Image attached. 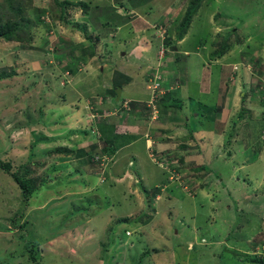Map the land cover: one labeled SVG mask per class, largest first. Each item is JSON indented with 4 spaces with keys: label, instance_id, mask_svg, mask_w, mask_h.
<instances>
[{
    "label": "rangeland",
    "instance_id": "1",
    "mask_svg": "<svg viewBox=\"0 0 264 264\" xmlns=\"http://www.w3.org/2000/svg\"><path fill=\"white\" fill-rule=\"evenodd\" d=\"M68 1L87 3L89 17L83 18L84 10L78 6V11L72 9V17H67L66 23H63L64 20L57 22V19L44 18L50 26L47 29L37 14L46 5L56 6V3L45 0H0L2 21L13 17L23 22L25 9L32 6L31 3L35 7L30 30L27 29L32 34V39L22 44L0 37V72L5 74L3 76L0 73V160L9 161L11 170L33 187L32 192L24 197L13 176L0 168V264H34L32 253L41 264H253L247 261V256L259 255L264 258V237H261L264 236V192L260 193L264 187H259L264 184V180H258L264 173V162L258 160L250 163L245 160L246 145L256 147L259 142H247L251 137L246 139L243 136L249 126L253 127L250 119L259 118L261 115L258 110L264 106V86L258 84L259 80L264 81V0H201L187 29L189 39L185 46L187 51L183 53L190 54L188 74L186 72L185 77L183 73L174 74L179 83L173 89V99L176 104H180L184 115L179 110L176 112L173 107H164L162 111H172L173 115H168V119H172L169 121L170 126L179 123L182 128H186L187 135L178 129L167 132L170 129L163 125L155 127L163 133L164 139L171 140L166 136H172L176 141L173 142L174 151H184L178 157L174 151L160 153L154 147V151H150L151 159L155 162L152 163L142 140L129 148L141 154L142 168L154 174V177L148 178L152 183L147 178L141 181L143 174L134 173L136 169H140L136 156L130 158L134 161L131 166L128 165L127 157L123 161L130 175L118 176L120 174L115 170L109 180L101 183V177L96 179L93 174H89L90 168L95 167L94 164L87 163L89 161L84 157L74 158V152L65 154L58 149H76L85 143L88 149L96 144V150L92 151L94 159L100 160V157L106 156L104 170L109 172L112 154L107 153V146L113 144L115 150L118 143H122L128 136L120 130L110 132L109 139L114 137L115 140L108 144L97 137L100 135L95 121L98 118L88 110L93 100L98 102L100 97L93 95L95 98L84 101L85 97L81 94L84 91L89 93L90 90V93L98 92L108 99L105 84L112 80V72L116 68L132 78L131 84L123 91L120 100L116 101L113 97L110 105L103 104L102 108H118L123 99H129L131 107L148 109L145 103L138 101L140 99H133L149 98L151 92L146 88L144 75L154 76L157 70L155 67H169L172 60L175 62L176 57L180 56V49L184 50L182 44L179 46L181 40L174 41V47L167 46L173 52L168 54L165 51L164 60L160 59L158 49L163 35L157 28H161L160 31L163 32L165 29L171 40L176 39L181 31L179 23L190 0ZM120 1L125 3L126 9L121 8L118 4ZM59 2L62 3L61 0ZM66 6L73 8V4ZM117 9L118 15L110 21L115 23V31L108 36L100 35L99 33L105 34V29H100L101 32L99 30V16L103 15L101 20H104L106 15L114 16L112 10ZM49 11L56 13L53 8H49ZM123 12L126 17L121 19L119 17ZM55 16L56 14L53 17ZM123 21H127L123 29H117V23ZM110 23L105 26L110 27ZM96 24L98 28L94 30ZM132 25L134 29L141 27L143 32L149 30V35L153 34L150 35L152 44L145 48L141 45V53L134 45V32L125 28ZM121 29L122 38H118L116 33ZM225 30L230 33L228 38H234L237 45H231L218 62L213 60L210 64H203L205 55L204 60L198 62L195 58V51L198 49H194L197 41L200 39L204 42L201 53L213 54L216 50L219 53L222 50V43L219 45V41L222 38L226 40L228 33ZM145 37L142 35L138 42L143 44ZM91 46L95 49V55L89 54ZM75 56L81 57L77 64L73 61ZM249 58L258 59L260 67L257 72L245 64ZM103 62H107L109 66L105 71L107 77L105 74L98 77L101 73L99 65ZM220 62L232 66V85L228 84L232 103L230 106V98L225 100L229 110L222 114L215 107L214 110L211 108L218 102L219 95L216 94L226 86L221 78L225 79L227 72L220 66ZM177 64L178 62L175 65ZM73 67L72 72L69 68ZM92 70L97 74L93 75ZM206 70L210 82L201 84L200 76L197 77L196 85L199 86L194 87V90L199 87L194 91L197 98L189 97V89L185 84L194 81L197 73ZM81 79L85 81L79 88ZM89 81L91 82L88 83ZM193 84L195 85V81ZM90 85H97V89L94 86L90 89ZM171 91L163 95V100H167ZM200 91L207 94H201ZM78 96H81L83 102ZM41 107L44 111H41ZM74 107H80L82 112L76 110L79 114H72ZM159 107L161 106L157 105L158 113ZM243 107L247 110L240 115ZM50 111L55 115L51 114L47 118ZM196 113L198 116H195ZM120 114L124 115L123 110ZM174 114H178L179 119L176 120L177 116ZM220 115L222 122L218 123ZM39 118L51 121L48 128L41 130L33 127L41 125V122L34 123L35 120L40 121ZM157 118L151 119V122L157 124ZM163 118L166 119L165 122L168 121L167 116ZM52 121H58L56 124H61L63 128L56 131L58 128H55ZM69 122L72 123L67 124ZM72 126L77 127L76 136L69 131ZM117 126H122V123ZM192 127L194 128L189 130ZM204 128H207L206 134L197 132ZM262 134L264 136V131ZM85 135L88 137L87 142L82 140L87 138ZM99 140L102 142H97ZM236 140H241L237 147L243 151L235 156L233 163L213 161L209 166L211 173L215 175L211 174L212 177L219 180L218 186L224 184L227 190L226 194H221V189H218L219 199L223 201L220 202L221 207L217 209L216 202H206L198 192L195 197H190L189 195L194 194L191 190L214 181L210 177L206 182L208 171L200 172L201 164L191 161L192 156L202 149L208 152V148L209 152L214 153L212 144L216 148L217 144L225 142L223 147L221 145L217 148L216 152L220 154L234 145ZM207 142L210 147L205 146ZM226 142H231V145ZM127 150L121 149L117 158L126 155ZM186 154L189 155L188 161L184 159ZM199 161L198 163H202L201 159ZM172 162L178 173L183 174V183L188 184L189 190L183 188V183L179 184V188L174 186L176 181L168 182V170L162 168L161 163L168 164L169 169ZM240 164L244 165L240 168ZM246 175L250 178L249 181L243 180L242 177ZM158 178L164 181L161 188L167 184L172 187L169 191L171 199L162 200L156 206V202L162 199V194L158 191L160 198L155 196L154 202L152 198L144 208L143 205L139 206L142 190L132 192V186L140 189L144 184L147 189L154 190L156 188L153 186ZM142 197L146 198L145 195ZM215 197L216 195L212 199ZM237 225L243 227H238L241 232L235 228ZM227 234L229 240L217 241ZM246 238L250 241L246 242Z\"/></svg>",
    "mask_w": 264,
    "mask_h": 264
},
{
    "label": "crops",
    "instance_id": "2",
    "mask_svg": "<svg viewBox=\"0 0 264 264\" xmlns=\"http://www.w3.org/2000/svg\"><path fill=\"white\" fill-rule=\"evenodd\" d=\"M49 1L50 0H45V2H48L49 3ZM118 4L121 6V8L122 9H126V7H125V3L124 2H122V1H120V2H118ZM47 7H49V8H51V5L49 4V5H46ZM72 9H74V10H76V11H78L76 8H69V7H66V11H65V16H67V17H69V18H71L72 16H71V14H72V12L74 11V10H72ZM114 10V9H113ZM112 10V12H113V14H114V16H111V17H109V16H107L106 15V17L104 18V20H101V18H103L102 16L103 15H100L99 17H100V21H99V24L101 25V27L99 28V30L100 29H105V31L103 32V33H105V34H101V33H99L100 35H102V36H108V34L109 33H112V32H114L115 30H114V26H115V23L114 22H112V23H110V21H111V18H114L115 16H117L118 14L116 13V11H118L119 9H117V10H115V11H113ZM59 11H60V9H59ZM125 11V10H124ZM125 12H127V11H125ZM57 14H59V13H57ZM88 12H82V17L83 18H85V17H89L88 16ZM124 14V15H123ZM77 17V16H76ZM126 17V13H121V15H120V17L119 18H121V19H124ZM66 19H68V18H66ZM57 22H59V19H57ZM110 23V27H106L105 25L106 24H109ZM127 23V21H123L122 23L121 22H119V23H117L118 25L116 26V28L117 29H120V28H122L123 29V25H125ZM96 26H97V24H96ZM97 28H98V26L96 27V29H94V30H97ZM126 28V30H129V31H133L134 32V39L136 40L135 41V46L136 47H138L139 48V50H140V52L139 53H141V51L143 50L142 49V46L141 45H144V48L145 47H149L151 44H152V42H151V40L152 39H150V35H153V34H150L149 35V33H150V31L149 30H146L145 32H143V29L141 28V27H139L138 29L136 28V29H134V27H133V25L131 26V27H125ZM128 28V29H127ZM122 29L119 31V32H117L116 33V36L118 37V38H122L121 36H122ZM100 32H101V30H100ZM140 33V34H139ZM137 34H139V36H137ZM188 34H189V32H186L185 33V35L180 39L181 40V42L179 43V46H181V44H182V47L184 48V50H182V49H180V52H181V54H180V56H177L176 57V60L178 61V64L177 65H175L176 64V60H175V62H173V60H172V63H171V65L169 66V67H167V73L168 72H171V74H177V75H179V73H183L184 74V77H185V75H186V72H187V65H189L188 64V61L189 60H191L190 58H188V56L190 55V54H185V53H183V52H186L187 50L185 49L186 47V42H187V40L189 39V36H188ZM142 35H145L146 37H145V41H144V43L143 44H141V43H139L138 42V40H141L140 39V37L142 36ZM187 35V36H186ZM115 36V37H116ZM157 39V38H156ZM122 39H120L119 40V43H120V41H121ZM158 40H159V42H160V38H158ZM179 40V41H180ZM182 40H184L185 42L184 43H182ZM198 42V41H197ZM147 44H149V45H147ZM205 45V44H204ZM201 45H198V43H196L195 45H194V49L195 50H197V51H195L196 53H195V58H196V60L198 61V62H202L204 59H203V56L205 55V57H206V59H205V61H203V64H206V63H208V64H210V62H211V60H210V62H209V57H210V53L209 54H206V52L205 53H201L200 52V49H201ZM125 54V52H123L122 53V55H124ZM223 57V56H222ZM221 57V58H222ZM221 58H218V59H215V60H217V62L221 59ZM195 61V60H194ZM213 61V60H212ZM156 63H154V65H155ZM172 64H174V66H172ZM222 65H225L223 62H220V66L222 67ZM226 65H229L228 63H226ZM99 67H100V72L101 73H99L98 74V77H101L102 75H106V77H107V74H106V72H107V69L109 68V66H107V62H103V63H101L100 65H99ZM99 67H98V69H99ZM96 70V69H95ZM95 70H92L91 72L93 73V71H95ZM114 70H119V71H121L120 69H114ZM113 70V71H114ZM106 71V72H105ZM222 71V70H221ZM123 72V71H122ZM140 72H141V74L142 75H144V73L140 70ZM179 72V73H178ZM96 73V72H95ZM95 73H93V75L95 74ZM97 74V73H96ZM123 74H125V72H123ZM187 74H188V72H187ZM222 74V73H221ZM112 75H113V72H112ZM126 76H127V74H125ZM227 75H228V73H227ZM200 76V78H199V80L200 81H202L201 82V84L202 83H205V82H210L209 81V79H210V76H209V73H208V70H206L205 72H199V73H197V75L195 76V78H194V81H195V85L193 84V82L194 81H192V82H188V83H186L185 84V87H187L188 89H189V97H196L197 98V96H196V94H195V92L194 91H197L198 89H199V87H196L195 88V90H194V87L195 86H199V85H196L197 84V77H199ZM136 77V76H135ZM148 76H145L144 75V77L143 78H145V79H143L144 80V83L146 84V78H147ZM148 79V78H147ZM220 80V78H217V80ZM226 79H228V78H226L225 77V79H222L221 78V81H223L224 82V84H226V86L224 85V90L223 91H220V92H218L216 95H219L218 96V102H216L215 103V106H211V108H213V110H214V107H215V110H218V109H216V107L217 106H221V110H220V112H221V114H222V112L223 111H227V110H229V108H228V106H227V104L225 103V100L227 99V98H230V91H228V89H229V87H230V85H232L231 83H230V81L228 82V81H226ZM229 79H230V77H229ZM130 80V81H129ZM129 82L128 83H123L121 86H120V88H121V95H122V93H123V91L125 90V89H127V86H129L131 83V80H132V78L131 77H129ZM84 81L85 80H80V83L78 84L79 85V88L82 86V83L84 84ZM91 81H89L88 83H90ZM112 80H110L107 84H105V88L104 89H109V88H111V86H112ZM135 83V82H134ZM200 84V85H201ZM228 84H230V85H228ZM92 86H94L96 89H97V85H90V89H91V87ZM181 88V86L179 87V89ZM103 89V90H104ZM179 89H178V91H179ZM174 92V91H173ZM201 92V94L203 93V94H207V92H202V91H200ZM99 94L100 93H98V92H96V93H90V90H89V93H87V92H83V94H81V96L83 95L84 97H85V99H83L84 101L85 100H87L88 101V99L89 98H91L93 95H95V96H99ZM102 94V93H101ZM105 94H107V91H106V93ZM108 96V101L107 100H105L104 101V105H110V103H111V101H112V99H109V98H111L112 96H109V94H107ZM80 96V97H81ZM174 95H173V93H171L170 94V96H167V100H165V101H167V102H170L171 100H174L173 97ZM175 96H177L176 94H175ZM79 97V96H78ZM80 97L78 98V99H80ZM146 97V96H145ZM248 97H249V99H248V101L250 102L251 101V98H250V95L248 94ZM92 98H95V97H92ZM133 99H140V101L141 100H143V98H140V97H136V98H133ZM193 99H195V98H193ZM81 100V99H80ZM145 100H147V99H145ZM252 100H253V98H252ZM82 101V100H81ZM94 102H92L93 103V106H94V109L93 110H95L96 108H95V103H96V100H93ZM83 102V101H82ZM166 102V103H167ZM199 102V101H198ZM199 103H201V102H199ZM221 103H223V106L221 105ZM231 103H232V100H231V98H230V106H231ZM75 104V101H73L72 102V105H74ZM102 104V105H103ZM203 104V103H202ZM160 106H161V104H160ZM259 106H261L260 104H259ZM102 107V106H101ZM169 108H171V107H169ZM224 108V109H223ZM243 108H245V107H243ZM242 108V109H243ZM84 109V108H83ZM85 109H87V108H85ZM114 109V107L113 108H107L106 110H107V113H109L108 115H107V118L106 117H104L103 115H100V114H95L94 112L95 111H92V110H90V108H89V110L88 111H90V114H93V115H95V117H97L98 119H96L95 121H99L98 123H97V126H99V127H102L101 125H99V123H101L102 125H104L103 127L104 128H106V132L107 133H109L110 135H111V131H112V129H113V127L115 128V126L116 125H119L120 123H122V126H124V127H127L128 129H126L125 131L127 132L126 133V136H128V138H126L125 140H123L122 141V143H118V145H117V148L114 150V147H113V145L112 144H110V145H108V151H107V153H109V154H112L111 155V164H110V169H109V176H108V179H110L111 178V175H113L112 174V172H114L115 173V170H118V174H120V175H118V176H123L124 174H126V175H130V171H128V167H126L124 164H123V161H124V159L127 157V159H128V165L129 166H131V163L132 162H134L133 160H130V158L132 157V156H136L137 157V161L139 160V162H138V166L140 167V169L138 170V169H136L135 171H134V173H136L137 175H140V174H143V179H141V181H143L144 180V178L146 179L147 178V180H148V178L150 179V177L152 178V177H154V174H152V173H149V172H146L143 168H142V165H141V163L140 162H142L141 161V154L139 153V152H136V151H133V150H130L129 148L132 146V145H134L138 140H142L144 143H143V145H144V148H145V150H146V153H147V155H148V157H150V160H151V162L152 163H155V162H153V160L151 159V156H150V151L152 150V151H154L153 150V148L154 147H156V149H157V151H160V153H162V152H168V153H170V152H172V151H174L173 149H175V143H173V142H176L175 140H173L172 139V136H166L167 138H171V140H168V139H164L163 137L164 136H162V132L160 133V131H157L158 129L157 128H155L156 126H158V125H163V127L165 126L166 127V129H170V130H168L167 132H171L172 130H180V132L181 133H185L184 135H187L186 134V132H185V130H186V128H182L181 127V125H179V123L178 124H176V125H174L173 127H171L170 126V122L169 121H172V119L171 118H169L168 119V115H173L172 113V111H168L167 113L166 112H163L162 113V111L164 110V108L163 109H161V107H159V113H158V118H157V121H156V123L157 124H153L152 122H151V119H150V117H149V111H148V109H141V108H138V106H136V107H130V109H127V110H124L123 109V112H124V115H121L120 114V111L118 112V113H111V111ZM81 111L82 112V109L80 108V107H78V108H76V107H74L73 108V110H72V114H74V115H76V114H79V112H75V111ZM245 110H247V108H245ZM245 110L243 111V112H245ZM81 112H80V114H81ZM86 112V111H85ZM175 112V111H174ZM176 112H178V111H176ZM175 112V113H176ZM258 112L260 113V117L259 118H256V119H250V122L253 124V127H251V126H249L248 127V129H247V131L243 134V136H244V138H246V139H249V137H251L247 142H259L258 143V145L255 147L254 145H250V144H247L246 145V147H245V149H244V154H245V160L247 161V162H255V161H260L261 163H263L264 162V138L262 139V137H264L263 135H262V137H259V135H257V131L261 128V126H263V123H262V120H264V106H261V109H260V111L258 110ZM87 113V112H86ZM180 113H182L183 114V110L182 111H180ZM51 114H54V112L53 111H50V113L49 114H47V118L48 117H50L51 116ZM163 114V115H162ZM215 114H217L216 112H215ZM55 115V114H54ZM100 115V116H99ZM175 116H177V118H176V120L177 119H179V115L178 114H174ZM184 115V114H183ZM61 116H62V112H61ZM123 116H125V119H123ZM164 116H167V119H168V121L167 122H165L166 121V119H164L163 117ZM195 116H198V113H196V115ZM183 118H184V116H183ZM221 118H222V116L220 115V119H218V123H220V122H222V121H220L221 120ZM250 118H254V117H250ZM186 119V121H188V117H186L185 118ZM44 120H46V118L45 119H43V121ZM216 120H217V118H216ZM72 121V120H71ZM142 121V122H141ZM58 121H56V123H57ZM160 122V123H159ZM70 123H72V122H69V123H67V124H70ZM96 124V123H95ZM49 125V124H48ZM79 126H80V124H79ZM33 127H36L37 129H39V128H41V130L43 129V128H45V127H47L48 128V126H43V125H39L38 124V126H33ZM50 127V126H49ZM51 128V127H50ZM55 128H58L56 131H60V128H62V126L61 125H59V124H55ZM75 128H77V127H75V126H72V127H69V131H72V133H73V136H76L77 134H78V131L77 130H75ZM194 127H192V128H189V130H191V129H193ZM263 128V127H262ZM71 129H73V130H71ZM157 129V130H156ZM182 129V130H181ZM196 129H197V127H196ZM205 129H207V128H204V129H200V130H197V132L199 133V132H201V133H205L206 134V130ZM216 129V128H215ZM252 129H254V130H252ZM110 130V131H109ZM53 131V130H52ZM54 132V131H53ZM218 132H220V130H218ZM212 133H216L215 131H212ZM221 133V132H220ZM216 134H219V133H216ZM87 135V134H86ZM85 135V136H86ZM87 137V136H86ZM46 138H48V134H47V136H46ZM99 138H101L100 136H99ZM110 138V137H109ZM113 138V137H112ZM87 139H88V137L87 138H85V139H82L83 141H86L87 142ZM62 139H60V141H61ZM80 141H82L81 140V138L79 139ZM78 140V141H79ZM91 141H93V140H91ZM97 142H102L101 140H99V141H97ZM235 142V144L234 145H231V142H226V144H229V145H231V147L229 148V149H227L226 151H224V152H220V154H217L218 152H216L217 151V148H220V146L222 145V147L224 146V143L225 142H220L219 144H217L216 145V148L213 146V144H212V146H211V148L214 150V153L213 152H209V150H210V148H208V152L206 151V150H204V149H202V150H200V152H198V154H195V155H193L192 156V160L191 161H194V162H196L198 165L199 164H204V165H206V170L208 171H206L207 173H206V178H205V180H206V182H207V180H210L209 178L211 177L212 179H214V181H213V183H210V181L209 182H207V184L205 183L203 186H199V188H197L196 190H191V192L192 193H194V194H191V195H189L190 197H195L196 195V193L198 192V193H201L202 194V199L203 200H205L206 202L207 201H209L210 202V204H213V203H215L216 202V207H217V209H219L220 207H221V205H220V202H223V201H220V199H219V194H218V189L220 188L221 189V194H226V189H225V186H224V184L223 185H221V186H218V181L216 180V178L215 177H212V175L213 176H215L213 173H211V170H210V168H209V166H210V163L211 162H213V161H215V162H221V163H226V164H229V163H233V161H234V158H235V156L237 155V154H239V153H242V149L241 148H239V147H237L238 146V142H241V140H236V141H234ZM178 143V142H177ZM213 143V142H212ZM173 144V146L171 147L170 145H172ZM87 144L85 143L83 146H80V147H85ZM228 145V146H229ZM205 146H209V142H207V144L205 145ZM217 146H219V147H217ZM210 147V146H209ZM128 149L127 151H126V155H124V156H122L121 158H117V156L119 155V152H120V150L121 149ZM179 148V147H178ZM113 150V151H112ZM117 151V152H116ZM181 151H184V150H180V149H178V150H175L174 152H175V154L178 156V157H180V152ZM185 151H186V149H185ZM140 156V157H139ZM188 156L189 155H184V159H185V161H188L187 160V158H188ZM198 157H199V159H201V162L202 163H198V162H200L199 161V159H198ZM176 161V160H175ZM190 161V162H191ZM186 165V164H185ZM242 165H244V164H240L238 167H240L241 168V166ZM209 168V169H208ZM122 169H123V171H122ZM200 172H203L202 170L200 171ZM199 174V173H198ZM212 174V175H211ZM217 174V173H216ZM200 175V177H202V174L200 173L199 174ZM233 176V175H232ZM231 176V177H232ZM248 175H246V176H244V177H242L243 178V180H247V181H249V177H247ZM233 178V177H232ZM240 178H238V180H239ZM264 180V173H263V175L261 176V178L260 179H258V180ZM141 181H140V183H141ZM150 183H152L153 181H151V180H148ZM147 182V181H146ZM162 181H160V178H158L157 179V181H155V186H153V187H157V185H160L161 186V184H163L164 183V181L161 183ZM175 183V182H174ZM202 183V182H201ZM193 183H191V185H192ZM135 185H137L138 186V184H135ZM174 186H176V187H179V188H181L180 186H179V184H177L176 183V185H174ZM259 187H264V184H261ZM162 188H164L165 189V195H167V196H169V199H171V195H170V193H169V191L170 190H172V187H170V185L169 184H167V185H163V187ZM184 188V187H183ZM132 192H134L135 191V193H138V191L140 192L141 190H142V192L141 193H143V194H141V203L139 204V206H142L143 205V208H144V199H143V197H142V195L144 196L146 193H148L149 192V190L150 189H147L145 186H144V184L143 185H141V188L139 189V188H137V187H135V186H132ZM185 189V188H184ZM189 189V188H188ZM190 189H192L191 187H190ZM207 189H209V190H211V191H207ZM148 190V191H147ZM151 191V190H150ZM184 191V190H183ZM210 192V193H209ZM264 192V190H260V193H263ZM131 193V192H130ZM163 195H164V193L162 194V198H163ZM216 195V197H215V199H212L213 198V196H215ZM221 197H223V195H221ZM218 211V210H217ZM238 227H241V228H243L242 226H236L235 228L239 231V232H241L242 230L241 229H239ZM215 229V228H214ZM222 232H224V229H222L221 230ZM228 237V234L225 236V237H223L222 239H219V240H217V241H219V242H223V241H225V240H229V238H227ZM247 237H250V235L249 236H247ZM261 237H264V236H261ZM231 240V239H230ZM250 240H249V238H246V242H249ZM232 242V241H231Z\"/></svg>",
    "mask_w": 264,
    "mask_h": 264
},
{
    "label": "trees",
    "instance_id": "3",
    "mask_svg": "<svg viewBox=\"0 0 264 264\" xmlns=\"http://www.w3.org/2000/svg\"><path fill=\"white\" fill-rule=\"evenodd\" d=\"M50 2H53V3L57 4L56 6L54 4H50L51 8H53L56 11V13L50 12L49 11V7L46 6V8H43V9L41 8V11L37 14V17H39V20L41 19V22L44 24V26L47 29L50 26H49V24L47 22H45V19L43 20L41 18V16H43V18H45V17L49 18V19L51 18L52 20H54V19H59V21L60 20H64L63 23H66L65 20H66L67 16H65V11H66V7H68V6L65 7L66 4H73L74 8H77L78 6H80V8L83 9L85 13L87 12V5L88 4L83 2V1L72 2V1H68V0H61L62 3H60L59 0H50ZM200 2H201V0H190L188 2L187 7H186V9L184 11L183 17H182V19H181V21L179 23L181 31L178 32V35H177L176 39H174V40H171L170 39L171 37L169 36L170 34L168 32H166L167 36L163 40L164 45L174 47V45H175L174 41L180 40L185 35V33L187 32V29H188V27H189V25L191 23L192 18L194 17V15L197 12V9H198V7L200 5ZM31 5L32 6H29V8L25 9L26 16H25V19L23 20V22H19L13 17H11L10 19H7V21H2V17H0V37L1 38H3L6 41L15 40L17 42H21L22 44L23 43H27L30 39H32V34H30L29 26H30V21H31V19L33 17V14H34L33 10L35 9V7L33 6L34 5L33 3H31ZM59 9H60V11H59ZM57 13H59V14H57ZM55 14H56V16L53 17ZM27 29H29V30H27ZM225 32H228V31L225 30ZM22 33H25V34L22 35ZM229 35H230V33L228 32L227 35H226V40H223V38H222V40L219 41V45H220V43H222V45H221L222 50L219 53L216 52L217 50L215 52H213V54H211V52H210L211 55L209 57V62H210V60L212 61V60L221 58L223 55H225L228 52V50L230 49L231 45H233V44L237 45L236 44L237 42L233 41L234 38H232V37L228 38ZM197 43L202 45L204 42L199 39ZM238 44H240L239 41H238ZM89 49H90V53L89 54L90 55H95V49L93 48V46H91ZM80 58H79V56L78 57L75 56L74 59H73L74 63L77 64V62L79 61ZM177 62L178 61L176 60V63ZM257 62H258V59L249 58L248 60L245 61V64L249 65L251 68H253V71L255 70V72H257L259 67H260ZM94 63H96V61ZM74 68L75 67L69 68V69L73 72ZM222 68L225 69L226 72L228 73V75L226 77L228 79H226V81L229 82L230 81L229 77L232 76L231 73H230V71L232 70V66L225 64V65H222ZM0 73L3 76L5 75L4 73H2V71ZM2 75H0V76H2ZM127 80H129L128 76H126L125 74L121 73L118 70H114L113 76H112V82H111L112 86H111V88L106 89L107 94H109V96H115L116 95L115 89L117 87H120ZM258 84H260L261 86H264V81H260L259 80ZM259 86H257V87H259ZM107 94H106V96H108ZM103 100L105 101L106 98L103 97ZM103 100L101 99V102H96L95 103V108H96L95 110H93L94 109L93 103L90 104L89 108L92 111H95L94 112L95 114H97V115L101 114V115H103L104 117L107 118V115L109 113H107L106 109H103L101 107V105L104 102ZM175 101L171 100L170 102H167V101L161 99V101H160V103L158 105L160 106V104H161V109L164 108V107H173L175 109V111H177V110L182 111V109H181L182 107H180V104H176ZM216 109H218L220 111L221 110V106H217ZM244 110H245V108H243L240 111V115H241L242 111H244ZM41 111H44V109H42V107H41ZM39 119H40V121L35 120L34 123L41 122V125H43V126L46 125L47 126L51 122V121H47V120L43 121V120H41V118H39ZM58 121H60V120H58ZM52 123L56 124V121H52ZM262 123H263V126H261V128L257 131V135H259V137H262L263 134L261 135V132L264 131V120H262ZM99 125L102 126L101 123H99ZM62 128H63V126H62ZM126 129H128V128L124 127V126H117L116 125L115 128L113 127L111 132L120 130V131H123V133H124V132H126V131H124ZM99 132H100V135H97V137L100 136L101 140L103 142L104 141L107 142L106 144H108L110 141L114 142L113 141V140H115L114 137L109 139V137L111 135L106 132V128H104L103 126L102 127L97 126V133H99ZM263 138L264 137H262V139ZM96 147H97L96 144H92L91 146H89L88 149H86V146H85V147H77L76 149H71V148L68 149L66 147H60L58 150L61 153H65V154H69V153L71 154L72 152H74V154H75L74 158H78V159L79 158H83V157L86 158L89 161L87 163H92L95 166L93 169L90 168L89 174H93L96 177V179L101 177L102 178L101 183H104L105 181L109 180L108 179L109 172L106 169L104 170L105 165H104V163L101 164V159L100 160L98 158L94 159V155H93L92 151L96 150ZM113 147H114V145H113ZM102 151H103V149H102ZM0 168L3 169V171H5L6 173H9V174H11L13 176L14 180L18 183L19 187L21 188V191H22V194H23L24 197L28 196V194L32 192V190H33L32 189L33 188L32 185L27 180L22 179L20 176L16 175V173L11 170V166L9 164V161L5 162L3 160H0ZM205 168H206V165L202 164L201 165V170L205 171L206 170ZM169 169L177 171V167L175 166L174 162H172L171 167ZM169 171L167 173V179H168V177L170 175ZM181 175H183V174H181ZM154 188H156V189L151 190L150 192L145 194L146 198H144V206H145V204L148 203L149 199L154 198L153 199V202H154L155 201V196L159 197L158 191H160L161 194L164 193V195H163L162 199H159V201L156 202L157 203L156 206H158L160 201H162V200L163 201L169 200V196L165 195V189L164 188H161V186L154 187ZM150 207H152V206H150ZM153 207H154V204H153ZM31 259L34 261V264H41L39 260H35V255L33 253L31 254ZM246 259H247V261H249V263L264 264L263 256H259V255H254V256H250V257L247 256Z\"/></svg>",
    "mask_w": 264,
    "mask_h": 264
},
{
    "label": "built area",
    "instance_id": "4",
    "mask_svg": "<svg viewBox=\"0 0 264 264\" xmlns=\"http://www.w3.org/2000/svg\"><path fill=\"white\" fill-rule=\"evenodd\" d=\"M163 31H161L162 33ZM159 58L161 59L164 53V48L161 47L160 51H159ZM178 80L173 76V75H168L166 72L160 71V70H156L154 76H152L149 79L148 82V89H150V98L148 101V106L150 107V119H156L158 117V109H157V105L156 102L159 98H161V96L163 94H165L167 91H170L172 89H175L178 86ZM128 106V101L124 100L123 102V107ZM116 110H114V112H116ZM101 159V164H103V162L106 160V156H102L100 157ZM168 164H164L161 163V167L167 169L168 171L170 169H168ZM170 175L168 177L169 181H176L179 184L183 183V179H182V175L180 173H178V171L176 170H170ZM182 186L185 189H188V184H182Z\"/></svg>",
    "mask_w": 264,
    "mask_h": 264
},
{
    "label": "clouds",
    "instance_id": "5",
    "mask_svg": "<svg viewBox=\"0 0 264 264\" xmlns=\"http://www.w3.org/2000/svg\"><path fill=\"white\" fill-rule=\"evenodd\" d=\"M46 18V17H45ZM44 19V18H43ZM46 19H49V18H46ZM48 22V21H47ZM156 25H158V24H156ZM158 30H159V32H160V34L161 35H163L162 37H163V39L161 38V43H160V45H159V51H160V48L161 47H163L164 48V53H165V51H168L167 53L169 54V53H171V52H173V50H171V49H168V47L167 46H165L164 45V43H163V40H164V36L166 35V32L167 31H165V29H164V32H162L161 33V31H160V29L161 28H157ZM177 52V51H176ZM163 53V56H162V60H164V58H165V55L166 54H164ZM158 65L160 66V64L158 63ZM161 67V66H160ZM155 68H157L158 70H160V71H163V72H166L167 73V68H165V69H161V68H158V67H155ZM168 75H173L174 76V74H171V72H168L167 73ZM152 76H150V77H148V79L146 80V88H148L147 87V85H148V82H149V79L151 78ZM178 82H179V80H178ZM178 87V86H177ZM176 87V88H177ZM173 90V89H172ZM115 91H116V89H115ZM171 91V90H170ZM173 91H175V90H173ZM173 91H171V93H173ZM164 95V94H163ZM161 96V98H159L158 100H157V102H156V105H158L159 103H160V101H161V99H163L164 98V96ZM100 97V99H99V101L98 102H101V99L103 100V97L102 96H98V98ZM113 97H116V95L115 96H112L111 98H109V99H112ZM149 98H150V93H149ZM149 98L147 99V100H141V102H143V103H145L146 104V107L148 108V111H149V113H150V107L148 106V101H149ZM121 99V95H120V98H119V100ZM107 101H108V99H106ZM125 100H127L128 101V106L129 107H123V102H124V99L122 100V103L119 105V107L117 108V107H114V109L111 111V113H118L119 111L121 112L123 109L124 110H127V109H130V105H131V103H130V100L129 99H125ZM104 101V100H103ZM131 101H133V100H131ZM138 101H140V100H138ZM135 102H137V101H135ZM123 107V108H122ZM117 109V111L116 112H114V110H116ZM149 117H150V114H149ZM168 182H171V181H169L168 180ZM177 184H179L178 182H177ZM187 190H189V189H187Z\"/></svg>",
    "mask_w": 264,
    "mask_h": 264
},
{
    "label": "water",
    "instance_id": "6",
    "mask_svg": "<svg viewBox=\"0 0 264 264\" xmlns=\"http://www.w3.org/2000/svg\"><path fill=\"white\" fill-rule=\"evenodd\" d=\"M120 95H121V88H120V87H117V88H116V97H115V100H116V101L119 100Z\"/></svg>",
    "mask_w": 264,
    "mask_h": 264
}]
</instances>
